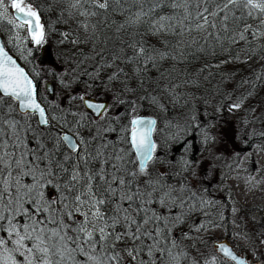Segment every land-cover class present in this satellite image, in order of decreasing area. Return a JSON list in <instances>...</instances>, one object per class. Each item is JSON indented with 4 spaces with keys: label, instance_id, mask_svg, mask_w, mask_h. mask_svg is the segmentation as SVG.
<instances>
[{
    "label": "snow or ice",
    "instance_id": "snow-or-ice-1",
    "mask_svg": "<svg viewBox=\"0 0 264 264\" xmlns=\"http://www.w3.org/2000/svg\"><path fill=\"white\" fill-rule=\"evenodd\" d=\"M10 6L21 23L8 19L5 0H0V18L17 29L27 24L31 39L37 45L44 43L45 30L38 10L31 4L24 5L23 0H11ZM133 7L137 9L135 12L131 11ZM165 8L171 11L164 14ZM110 10H119L121 15L127 13L117 32L146 25L148 35L180 39L175 47L166 39L158 41L160 47L149 44L140 34L139 39L122 41L124 46L102 67L114 69L108 76L109 83L120 80L122 75L125 77L113 107L124 105L130 109L126 116L128 123L121 124L119 114L109 119L108 105L87 101V107L97 117L104 118L103 125L89 126L83 113L61 110L54 114L52 119L74 133L79 143L68 133L57 132L46 136L51 141L50 148L40 139L35 141L36 149L29 147V133L33 138L37 135L29 118L38 114L37 127H50L49 119L36 99L33 80L0 44V92L3 93L0 97V264H163V257H167L166 264H183L187 253L178 251L173 230L182 223L181 216L190 215L197 204L211 203L197 196L187 181L178 180L179 187L167 183L179 173L149 169L150 161L161 162L155 155L158 145L153 139L157 121L137 115L138 101L148 100L162 110L166 106L159 96L148 92L143 77L149 66L156 68L161 62L178 57L182 60L186 54L194 56L190 52L193 48L203 52L204 46L224 47L226 42L246 41L248 34L264 38V31L247 23L242 30L229 27L240 11L260 20V27L264 28V0H134L132 4H127V0H68L69 16L84 18L77 22L86 33L83 40L77 38L71 42L87 43L95 39L97 25L89 23L90 18ZM239 19L243 20V15ZM62 35L67 38L68 34ZM116 61L132 66L131 74ZM85 74L93 76V73ZM94 76H100L99 69ZM132 79L137 80L138 88L129 87ZM139 90L146 94L139 95ZM162 91L171 89L166 86ZM126 94L128 99L124 98ZM5 97L18 102L21 119L16 118L17 109ZM241 103L232 107L239 108ZM58 107L54 106V112ZM69 114L73 117L71 122L67 118ZM190 119L195 120V116ZM168 123L170 126L171 122ZM115 125H120V144H127L128 149L106 139L108 132L116 131ZM85 127L87 136L80 131ZM180 131L177 125L173 138H178ZM63 142H67L71 154L62 153ZM130 153L138 157L135 170L127 167ZM94 164L99 167H93ZM182 167L188 171L189 161H183ZM177 207H186L188 211L173 215ZM199 230L198 227L196 231ZM188 238L185 233L183 239ZM223 250L237 260L229 250ZM192 264L197 261L193 259ZM238 264L244 261L238 260Z\"/></svg>",
    "mask_w": 264,
    "mask_h": 264
},
{
    "label": "trees",
    "instance_id": "trees-1",
    "mask_svg": "<svg viewBox=\"0 0 264 264\" xmlns=\"http://www.w3.org/2000/svg\"><path fill=\"white\" fill-rule=\"evenodd\" d=\"M25 1L38 10L44 25L45 41L37 48H29L31 50L29 54L33 57V61L27 65H22L20 60L19 63L35 82L39 101L45 108L48 118L52 119L54 114H59L63 110L65 113H83L89 122V126H94L97 123L103 125L105 122L103 117L93 118L85 110L84 100L79 99L80 96H83L84 99L92 98L99 102H107V117L110 119L119 114L121 124H127L126 116L130 109L124 105L113 107L115 96L123 87L121 81L125 77L122 75L120 80L109 83L108 76L114 69L102 67V65L112 61L113 53L119 52L120 48L124 46L122 41L139 39L142 35L149 44H156L160 47L158 41L166 39L171 42L172 47H175L176 40L180 38L171 35L161 37L148 35L146 25L138 28L126 27L123 31L117 32V26L125 22L127 13L121 15L119 10H110L90 18L89 23L97 25L95 39L89 40L87 43L73 44L72 40L77 38L83 40L86 33L77 22L84 18L69 16L67 11L68 0ZM133 2L134 0H127V4ZM136 10L135 7L131 9L132 12ZM170 11L168 8L163 9L164 14ZM242 15L243 20L239 19ZM236 16L238 19L234 23L230 21V28L242 30L244 23H247L254 29L259 28L260 31H264V28L260 27V20L248 17L246 12L237 11ZM62 33H67V38ZM185 39L190 38L185 37ZM210 45H214V42L210 41ZM44 52H47L49 61L40 65L36 59L39 54ZM190 52L194 53V56L186 54L182 60L178 57L163 61L156 68L149 66L146 75L143 77L145 88L148 89L149 93L159 96L166 107L162 110L148 100L138 101L137 115L153 117L157 121L154 137L158 147L155 155L160 158L161 162L155 164L150 162L149 169H155L156 172L179 173L178 176L169 178L167 183L179 187L178 180L180 183L187 181L197 196H202L205 200L211 201L207 206L197 204L196 210L190 215L181 216L182 223L173 230V235L179 244L178 251L187 253L183 264H192L193 259L197 261V264L209 263L212 259L220 264H231L219 254L212 241L206 240L202 236L209 227L214 225H221L227 233H230L229 204L217 202L220 195L213 191L214 187L210 184L202 181L193 184V157H196L197 153L202 150L200 142L206 134L214 130L215 126L223 125L232 119V115L228 111L234 103H241L242 101L241 106L247 111V114H249V110L258 106L260 116L253 123H264V38L257 39L248 34L246 41L226 42L224 47L218 45H214V47L204 46L203 52L193 48ZM116 63L131 74L132 66H126L121 61H116ZM97 69L100 70L98 78L94 76ZM200 69H204V71H200ZM85 73H93V76ZM62 80L63 83H61ZM47 83L53 86L54 93L52 96L45 91ZM174 84H178L179 87L172 89L171 86ZM166 86L171 91H162ZM129 87L138 88L137 80L132 79ZM145 94L143 90H139V95ZM72 97H76V99H72ZM124 98L128 99L129 95L126 94ZM5 100L17 109L15 102L9 99ZM57 105L59 107L54 112V106ZM240 114L243 116L244 111ZM192 116H195V120L190 119ZM16 118L21 119V114L18 111ZM67 118L70 122L73 121L70 114ZM29 119L37 134L33 138V134L29 133L28 144L30 148H37L36 139L42 140L50 148L52 146L51 141L46 139L48 134L54 135L61 132L75 136L74 133L68 132L66 126H62L56 120L54 122L49 121L50 127L40 128L37 127L35 116H31ZM168 122H171L170 126ZM177 125L181 131L178 138H173V133L177 132ZM189 125L191 126L189 127ZM115 127L116 131L108 132L106 139L128 149L127 144H120V137L122 136L120 125H115ZM160 128L166 131L163 138L160 136V133L163 132L159 133ZM80 131L82 135H88L87 127ZM252 134L258 143L264 137L263 132L253 130ZM165 139L168 140L167 144L163 142ZM175 146L181 150L180 154H176L177 148ZM37 151L39 152V149ZM61 151L63 154H71L64 143L61 145ZM187 155L189 156L187 157ZM180 156L185 158L179 159ZM185 160L190 163L188 171L182 167ZM93 167H99V165L94 164ZM127 167L130 170L138 168L134 153H130ZM81 169H83V163H81ZM108 171L111 172V169ZM216 203L219 204V209ZM155 207L159 210L158 205ZM187 211L186 207L183 209L177 207L173 209L172 214L179 215ZM198 227L200 230L196 231ZM185 233L188 235V239H183ZM145 243H150V241H145ZM118 247H122V245H118ZM145 259H147L146 254ZM162 262L166 264L167 257H163Z\"/></svg>",
    "mask_w": 264,
    "mask_h": 264
},
{
    "label": "rangeland",
    "instance_id": "rangeland-1",
    "mask_svg": "<svg viewBox=\"0 0 264 264\" xmlns=\"http://www.w3.org/2000/svg\"><path fill=\"white\" fill-rule=\"evenodd\" d=\"M10 5L11 0L7 7L8 19H11ZM4 39L18 53L16 58L22 61V65L33 61L28 49L29 37L24 27ZM24 46L28 49L26 53ZM47 61V52L39 54L36 59L40 65ZM242 111L243 116L240 114ZM228 112L232 119L215 126L200 142L202 150L193 157L192 175L193 184L201 181L210 184L214 187L213 191L220 195L217 202L229 204L230 233L223 226L214 225L202 236L213 243L228 240L240 256L247 258V264H264V137L258 143L252 134L253 130L264 133V123H253L260 116L258 106L249 110V114L242 106H231ZM49 121L54 122L51 118ZM161 130L162 128L159 133L163 132L160 133L163 138L166 131ZM180 153L181 150L178 149L176 154ZM182 158L185 157H179ZM216 204L219 209V204ZM208 264L220 263L212 259Z\"/></svg>",
    "mask_w": 264,
    "mask_h": 264
},
{
    "label": "water",
    "instance_id": "water-1",
    "mask_svg": "<svg viewBox=\"0 0 264 264\" xmlns=\"http://www.w3.org/2000/svg\"><path fill=\"white\" fill-rule=\"evenodd\" d=\"M23 3H24V5H27V3L25 2V0H23ZM12 16H13V18H14L15 21H17L18 23H21V21H19L18 19H16V13H15V10H14V9H12ZM40 22H41V19H40ZM41 23H42V22H41ZM24 27L26 28L27 34H28L29 37L31 38V34H30V32L28 31V25L25 24ZM31 41H32L33 46H36V45H37L32 39H31ZM0 44H2V45L4 46V44H3V39L1 38V36H0ZM4 49H5V51L7 52V54H8L9 56H11L13 60H15V62L17 63V65H19L21 68H23V69L25 70V68H24L21 64H19V62L16 60V58H15L14 56H12V55L7 51V49L5 48V46H4ZM25 72H27V71L25 70ZM28 75H29V74H28ZM29 77H30V76H29ZM30 78H31V77H30ZM31 79H32V78H31ZM32 80H33V79H32ZM33 82H34V81H33ZM34 84H35V82H34ZM46 89H47V92H48L49 95H52V94H53V86H52L50 83H47ZM36 90H37V87H36ZM0 96H1V97L3 96V93H2V92H0ZM5 99H8V98L5 97ZM36 99H37V101L40 103L39 98H38V91H36ZM12 101L16 103V105H17V111H18V113L20 114V110H19V107H18V102L15 101V100H12ZM85 101H87V102H89V103H93V104H106V105H108V103L105 102V101H103V102H99V101H96L95 99H92V98H86V99H84V101H83L84 108L86 109V111H87V112H88L93 118H99V117L96 116V113H95V111H94L93 109L87 107V104L85 103ZM40 104H41V103H40ZM41 106L43 107L42 104H41ZM106 110H107V109H106ZM46 114H47V112H46ZM34 116L36 117V120H37V123H38V114H37V115H34ZM47 116H48V114H47ZM140 117H143V118H150V119H155V118H153V117H147V116H140ZM155 120H156V119H155ZM156 126H157V124H156ZM39 127H40V128H45V127H47V126L40 125ZM68 134H69L70 136H73V137H74L75 142L79 143L78 140H77V138H76L74 135H72V134H70V133H68ZM154 135H155V132H154V134H153V139L155 140ZM63 143H64V145L68 148V150L71 152V149L67 146V142H63ZM177 151H178V148L176 149V152H177ZM134 155H135V154H134ZM135 157H136V160H137V162H138V157H137L136 155H135ZM150 162H151V161H150ZM150 162H149V163H150ZM221 245H223V249H227V250H229L233 255H235V256L237 257V260H233L229 255H227V254L225 253V251L221 248ZM215 247H216L217 251L220 253V255H221L223 258H225V259L231 261L232 264H238V260H239V261H244V264H247V258H246V257H242V256H240V254H239V253L233 248V246L230 244V242H229L228 240H223V241H221V242L215 243Z\"/></svg>",
    "mask_w": 264,
    "mask_h": 264
},
{
    "label": "flooded vegetation",
    "instance_id": "flooded-vegetation-1",
    "mask_svg": "<svg viewBox=\"0 0 264 264\" xmlns=\"http://www.w3.org/2000/svg\"><path fill=\"white\" fill-rule=\"evenodd\" d=\"M5 4L6 6L8 7V4H9V0H5ZM10 13H11V19L14 20L13 16H12V8L10 9ZM15 21V20H14ZM15 24H20L18 23L17 21H15ZM24 27V26H23ZM25 28V27H24ZM17 33V29L15 26L13 25H10L7 23V20H4L2 18H0V36L2 37L3 39V43H4V46L5 48L7 49V51L9 53H11V55H13L15 58L18 56L17 52L14 51V49L10 46H8L5 42V36L9 35V34H16ZM29 37V36H28ZM19 47V46H18ZM29 48H34L33 44H32V41H31V38L29 37ZM28 49H27V46H24V53L28 52ZM28 54V53H27Z\"/></svg>",
    "mask_w": 264,
    "mask_h": 264
}]
</instances>
